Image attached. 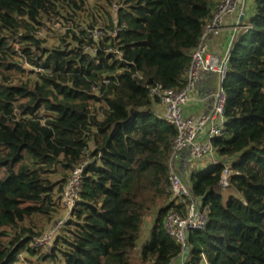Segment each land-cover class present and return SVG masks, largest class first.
Instances as JSON below:
<instances>
[{
  "label": "trees",
  "instance_id": "trees-1",
  "mask_svg": "<svg viewBox=\"0 0 264 264\" xmlns=\"http://www.w3.org/2000/svg\"><path fill=\"white\" fill-rule=\"evenodd\" d=\"M104 2L114 15L106 12L96 45L86 35L99 25L87 0H0V264L35 253L37 221L51 220L82 161L80 196L43 261L171 264L180 255L163 221L184 211L169 180L176 130L155 112L149 91L184 85L217 0ZM254 2L252 28L234 41L228 61L223 133L212 140L229 160L233 193L218 190L221 161L192 172L209 224L190 233L186 264H264V0ZM55 22L73 29L58 35ZM48 34L56 46L44 45ZM92 47L95 55L86 51Z\"/></svg>",
  "mask_w": 264,
  "mask_h": 264
},
{
  "label": "built area",
  "instance_id": "built-area-1",
  "mask_svg": "<svg viewBox=\"0 0 264 264\" xmlns=\"http://www.w3.org/2000/svg\"><path fill=\"white\" fill-rule=\"evenodd\" d=\"M255 1V0H251ZM247 0H218L214 7L211 18L204 24L200 40L191 53V60L186 69L184 85L181 88H168L155 85L150 88V96L158 100L164 107V118L166 122L175 128L176 135L172 141V150L169 159V180L171 194L177 203L184 207L183 213L169 212L164 218V227L171 239L180 246V255L174 260L180 264H186L189 256V235L193 231L205 230L209 224L208 209L192 191L191 185L182 177L177 169V160L180 152L190 149L191 155L196 161L204 160L215 153L212 140L223 133L224 113L226 108V92L223 83L226 78V71L230 57V51L223 56H218L208 52L207 42L212 36L220 33L223 28V20L226 16L240 14L244 12L247 16ZM57 28L56 33H62L73 29L71 23H54ZM243 32H248L252 28L251 22L242 23L240 27ZM77 29V28H75ZM48 32V31H46ZM105 31L99 25L86 30L87 37L93 39L96 45L103 41ZM116 31L111 32L115 36ZM98 47V46H97ZM97 47L86 48L93 55L97 53ZM106 52H111L116 58L121 59V52L117 48L108 47ZM98 63L97 61H95ZM215 72L219 75L220 84L213 93L215 104L209 114L201 115L197 118L191 115H184L183 107L189 100V93L195 80L201 71ZM107 83L108 80H104ZM205 128H207L205 130ZM205 130V131H203ZM218 163V162H216ZM86 162L77 164L71 171L67 183L58 200L59 206L67 211V216L59 222L57 230L43 233L39 238H35L34 247H44L48 251L52 248V236L58 232L69 218L71 211L75 207L81 192L82 175ZM224 165L222 180L220 185L228 184L229 160L222 162Z\"/></svg>",
  "mask_w": 264,
  "mask_h": 264
},
{
  "label": "crops",
  "instance_id": "crops-1",
  "mask_svg": "<svg viewBox=\"0 0 264 264\" xmlns=\"http://www.w3.org/2000/svg\"><path fill=\"white\" fill-rule=\"evenodd\" d=\"M238 16L239 14L236 13L228 15L224 18L223 28L220 33L215 36H212L207 42L208 52L218 56H223L226 52L230 51L231 47L234 44V41H236V39L240 37V35H238V31L240 29H236ZM219 84L220 80L219 75L217 73L205 70L201 71L189 93V100L183 107L184 115H191L197 118L201 115L209 114L214 108L215 98L213 93L217 90ZM154 110L157 114L164 117V107L159 102L156 103ZM206 129L207 128H205V130ZM218 158L219 156L215 152L212 155L206 157L204 160L197 161L195 164L202 165L200 167V169L202 170V168L205 167V161L208 163L211 159L218 161ZM195 161L196 160L191 155V151L189 148L182 150L177 160L178 172L182 175V172L185 171L187 167H191L192 172L196 171L197 166L194 164ZM59 222H61V219L57 222L54 227L51 228V230H57L56 228L58 227L57 225L59 224ZM60 230L61 228H58V232H60ZM58 232H56V234ZM175 263L180 264L178 260H173L171 262V264ZM203 264L206 263L204 262Z\"/></svg>",
  "mask_w": 264,
  "mask_h": 264
},
{
  "label": "rangeland",
  "instance_id": "rangeland-1",
  "mask_svg": "<svg viewBox=\"0 0 264 264\" xmlns=\"http://www.w3.org/2000/svg\"><path fill=\"white\" fill-rule=\"evenodd\" d=\"M87 5H88V10L91 12V13H94L95 16L98 18V22L96 24H100V25H103V22L104 21H107V13L106 12H109L110 14L114 15V11H113V8H109L106 6L104 0H87ZM256 7L255 5V2L251 1V0H247L246 2V11H247V16L244 18V23H249V22H252L253 18H254V8ZM95 9L98 11L95 12ZM89 12L88 13H84L81 15V19H88L89 17ZM95 17V18H96ZM92 18L89 19V21L91 20ZM114 19H116V17L114 16ZM242 30L240 29L238 31V35L242 34ZM61 33H58V35H60ZM49 36H52L51 34H48ZM47 35V36H48ZM43 36L45 37V34H43ZM54 36L52 37H47L46 39V42H45V46L46 47H52V46H56L58 44V40L56 38H53ZM14 47H17L16 45ZM90 147H92V145H90ZM225 162L224 159L222 158H218V161L217 160H209V163L205 161V164H204V168H202V170H205L207 169V167L209 166H212L214 165L216 162ZM197 161L194 162V164L196 163ZM196 165V164H195ZM197 171L201 170L200 167L202 165H199L197 164ZM192 174V171H191V167H187L185 171L182 172V177L188 181L189 183H191L192 179H191V175ZM70 175V174H69ZM68 175V177H69ZM60 176H59V173H55L54 175H52V179L56 180L58 179ZM67 177V178H68ZM219 192L223 195V196H227L231 193H233L231 191L230 188L227 187V185L225 186V184L223 185H220L219 188H218ZM155 215H156V211H152L150 212L148 215H146L144 217V220H143V224H142V234H141V237H140V240H139V244L138 246L141 245V242L145 240V238L148 236L149 234V231H150V227H151V224L153 223L154 221V218H155ZM67 216V211L64 210L61 206L58 205V202H57V206H56V211L55 213L52 215V218L51 220L45 218V217H40V219L37 221V228L36 230H39L41 232L40 236L43 234V233H46V232H49L51 231V228L54 227L57 222L61 219H64L65 217ZM57 227V226H56ZM61 228L60 232H62V227H59ZM60 232H58L57 234H55L54 236H52V244L54 243V239L55 237L60 234ZM40 236H38L37 238H39ZM36 248L37 250L35 251V253L33 255H25L24 252L22 253H19L18 254V257H17V260L16 262H14L13 264H29V262L33 263V264H51V261L48 260H42V254L45 253V252H49L47 249H45L44 247H34ZM27 256L28 258L25 259ZM30 260V261H29ZM204 263V260L200 263V264H203ZM176 264V263H175Z\"/></svg>",
  "mask_w": 264,
  "mask_h": 264
},
{
  "label": "water",
  "instance_id": "water-1",
  "mask_svg": "<svg viewBox=\"0 0 264 264\" xmlns=\"http://www.w3.org/2000/svg\"><path fill=\"white\" fill-rule=\"evenodd\" d=\"M244 20V12H241L238 16V22H237V27H240L243 23Z\"/></svg>",
  "mask_w": 264,
  "mask_h": 264
}]
</instances>
